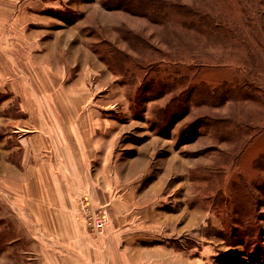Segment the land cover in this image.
<instances>
[{"label":"rangeland","instance_id":"obj_1","mask_svg":"<svg viewBox=\"0 0 264 264\" xmlns=\"http://www.w3.org/2000/svg\"><path fill=\"white\" fill-rule=\"evenodd\" d=\"M133 1L26 0L27 23L7 25L0 41L22 52L61 34L62 94L95 96L112 120L106 165L91 169L158 211L160 243L185 264H264V0H168L180 9L157 16L140 13L157 0ZM106 42L122 52L116 60ZM12 73L0 71V264H37L50 234L25 205Z\"/></svg>","mask_w":264,"mask_h":264},{"label":"crops","instance_id":"obj_2","mask_svg":"<svg viewBox=\"0 0 264 264\" xmlns=\"http://www.w3.org/2000/svg\"><path fill=\"white\" fill-rule=\"evenodd\" d=\"M8 1L0 0V40L7 25L18 27L20 19L26 22V12L20 9L26 7V0ZM30 35L27 31L22 37ZM60 35L54 34L48 45L35 42L22 52H7L0 41V71L15 75L12 90L20 82L15 90L18 114L12 118L18 148L25 156L21 165L26 164V209L40 230L50 234L34 257L37 264H185L183 251L182 257L160 243L166 230L157 226L158 211L134 202L128 193H118L110 175L103 179L94 175L91 166L97 161L101 165L103 150L110 149L112 120L98 108L101 101L93 100L95 96L62 94L63 48L53 44ZM79 63L76 55L68 68ZM33 70L42 73L36 77ZM26 71V77L20 76ZM81 71L85 72L83 65ZM78 79L70 85L76 86ZM40 84L50 85L49 89L40 92ZM86 196L92 212L108 214L102 229L86 222L82 202ZM26 259V264H34Z\"/></svg>","mask_w":264,"mask_h":264},{"label":"trees","instance_id":"obj_3","mask_svg":"<svg viewBox=\"0 0 264 264\" xmlns=\"http://www.w3.org/2000/svg\"><path fill=\"white\" fill-rule=\"evenodd\" d=\"M122 2H125L126 1V3L125 4H127V6H130L131 7V4H133V2H137V1H133V0H121ZM139 2H143V4L144 3H146V2H149V1H147V0H139ZM155 6L154 7H152L151 9H150V11L149 10H146V11H144V12H140V13H143L144 15H156L157 16V14H159V12L161 11V8H163V6H166V5H168V7H174V8H176V7H178V4H176V3H171L170 1H168V0H157V2H155V3H153ZM156 5H157V8H156ZM144 8H146V6H145V4H144V6H143ZM179 8V7H178ZM142 10H143V8H141ZM180 9V8H179ZM127 10V9H126ZM128 10H129V8H128ZM130 10H132L131 8H130ZM187 11H190V10H188V9H186ZM132 11H134V10H132ZM183 11V10H182ZM135 12H137V11H135ZM189 13L190 12H187L186 13V11H185V15H189ZM202 18H204V17H202ZM163 20V19H162ZM201 23L202 24H205V25H207L208 27H209V29L210 30H214V29H216L217 27H216V23H215V20L212 18V17H210L208 20L206 19V18H204L202 21H201ZM128 33H126L125 35L127 36V35H130V36H132V35H134L136 38H139V42L140 43H142V44H145V40L144 39H142V38H140V35L138 34V33H131L130 31H127ZM108 45H109V49L106 51V53H109V56H108V58L109 59H111V60H116L117 58H118V56H117V54H122V52L120 51V50H118L112 43H108V42H106ZM96 52H97V50H96ZM100 59H102V60H104L105 62H108V60H107V58H106V56H103V55H100ZM107 60V61H106ZM110 66V65H109ZM110 68H111V66H110ZM164 114H167V112L166 111H164Z\"/></svg>","mask_w":264,"mask_h":264},{"label":"built area","instance_id":"obj_4","mask_svg":"<svg viewBox=\"0 0 264 264\" xmlns=\"http://www.w3.org/2000/svg\"><path fill=\"white\" fill-rule=\"evenodd\" d=\"M82 202L84 204V215L86 217V222L96 228V229H102L108 218V214L105 210H97L95 212H92V209L90 208L91 202L89 200V197L86 196L82 199Z\"/></svg>","mask_w":264,"mask_h":264}]
</instances>
